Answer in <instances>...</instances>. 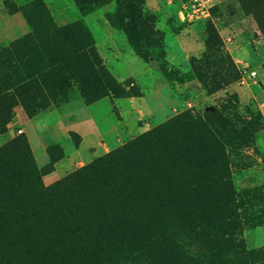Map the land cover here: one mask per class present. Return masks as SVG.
Wrapping results in <instances>:
<instances>
[{
    "label": "rangeland",
    "instance_id": "obj_1",
    "mask_svg": "<svg viewBox=\"0 0 264 264\" xmlns=\"http://www.w3.org/2000/svg\"><path fill=\"white\" fill-rule=\"evenodd\" d=\"M34 1L0 0L1 48L31 31L24 9ZM42 1L58 26L92 43L104 93L87 102L78 83L70 80L65 95L55 83L56 97L29 114L28 91L6 85L0 152L12 145L3 157L11 174L28 187V145L49 185L142 138L136 162L146 158L162 183L192 187L191 200L228 196L235 208L238 226L220 227L212 262L264 264V0ZM216 182L230 193L209 195ZM175 252L154 246L105 264H177ZM83 253L66 264H101L90 253L79 262Z\"/></svg>",
    "mask_w": 264,
    "mask_h": 264
},
{
    "label": "trees",
    "instance_id": "obj_2",
    "mask_svg": "<svg viewBox=\"0 0 264 264\" xmlns=\"http://www.w3.org/2000/svg\"><path fill=\"white\" fill-rule=\"evenodd\" d=\"M24 15L31 31L0 47V122L7 114L6 85L26 98L23 92L28 91L29 114L56 97L55 83L65 95L68 82L74 81L87 102L97 100L104 93L106 72L97 69L100 61L86 35L71 25L58 26L42 0L28 5ZM50 72L53 82L45 79ZM141 140L128 141L49 185H44L28 145V187L26 178L14 177L11 164L3 161L12 146L6 144L0 152V264H47L37 251L64 264L72 252L114 263L121 259L118 253L127 257V252L154 246L176 251L177 264H214L220 257V227L234 231L238 226L228 196L191 200L187 193L196 194L192 187L162 183L146 158L136 162ZM229 188L219 185L208 194L228 195ZM190 249L201 255L190 258ZM87 253L79 255V262L90 261Z\"/></svg>",
    "mask_w": 264,
    "mask_h": 264
},
{
    "label": "crops",
    "instance_id": "obj_3",
    "mask_svg": "<svg viewBox=\"0 0 264 264\" xmlns=\"http://www.w3.org/2000/svg\"><path fill=\"white\" fill-rule=\"evenodd\" d=\"M93 134H94V138H93V140L91 141V143H94V142L96 141V139L98 138V137H97V133L95 132V130H93ZM97 148H98V146H97Z\"/></svg>",
    "mask_w": 264,
    "mask_h": 264
}]
</instances>
